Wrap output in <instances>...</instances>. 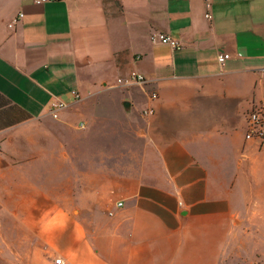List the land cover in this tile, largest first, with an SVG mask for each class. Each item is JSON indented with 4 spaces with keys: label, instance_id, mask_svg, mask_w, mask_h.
Returning a JSON list of instances; mask_svg holds the SVG:
<instances>
[{
    "label": "crops",
    "instance_id": "1",
    "mask_svg": "<svg viewBox=\"0 0 264 264\" xmlns=\"http://www.w3.org/2000/svg\"><path fill=\"white\" fill-rule=\"evenodd\" d=\"M251 102L264 0H0V214L38 248L21 264H264Z\"/></svg>",
    "mask_w": 264,
    "mask_h": 264
},
{
    "label": "built area",
    "instance_id": "2",
    "mask_svg": "<svg viewBox=\"0 0 264 264\" xmlns=\"http://www.w3.org/2000/svg\"><path fill=\"white\" fill-rule=\"evenodd\" d=\"M56 0H33V3L36 5H41L48 2H54ZM206 12L204 14V17L207 20H211V6L210 2L207 1L205 3ZM21 16V15H20ZM16 20H14L12 23H14ZM152 42H157L161 44H167L173 48H179L180 44L170 38L167 35L161 34V33H155L151 36ZM229 54L221 53L217 55V62L220 67H222L225 64V61L229 59ZM147 83L146 79L142 76L137 74L136 72H132L129 77L127 78L125 84L127 85H138L143 86ZM75 100H78L79 95L76 93H73ZM151 100L156 99V94L150 95ZM65 107V104L60 102H55L51 106V116L53 118H56L57 112ZM153 113L152 109H147L143 112L144 115H150ZM245 142H251L258 146L262 145L264 143V104L262 102H251L249 108L246 110L244 114V134H243ZM55 264H64V262L61 259H55Z\"/></svg>",
    "mask_w": 264,
    "mask_h": 264
},
{
    "label": "rangeland",
    "instance_id": "3",
    "mask_svg": "<svg viewBox=\"0 0 264 264\" xmlns=\"http://www.w3.org/2000/svg\"><path fill=\"white\" fill-rule=\"evenodd\" d=\"M254 201L251 202L253 203ZM17 219L21 218L0 214V264H4L5 262L8 264H21L22 261H27L33 252H36L35 250L38 249L33 246L16 245L17 239L36 238L34 235L36 232L16 231L15 223ZM43 248L47 250V248ZM49 251L46 253L55 258L52 251L51 253Z\"/></svg>",
    "mask_w": 264,
    "mask_h": 264
},
{
    "label": "water",
    "instance_id": "4",
    "mask_svg": "<svg viewBox=\"0 0 264 264\" xmlns=\"http://www.w3.org/2000/svg\"><path fill=\"white\" fill-rule=\"evenodd\" d=\"M125 106H127V104Z\"/></svg>",
    "mask_w": 264,
    "mask_h": 264
}]
</instances>
